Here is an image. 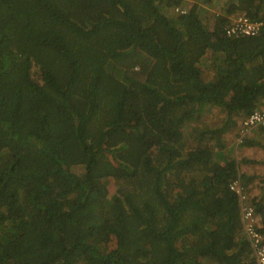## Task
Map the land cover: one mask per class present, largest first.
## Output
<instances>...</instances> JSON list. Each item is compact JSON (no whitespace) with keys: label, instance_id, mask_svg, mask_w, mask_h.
<instances>
[{"label":"trees","instance_id":"16d2710c","mask_svg":"<svg viewBox=\"0 0 264 264\" xmlns=\"http://www.w3.org/2000/svg\"><path fill=\"white\" fill-rule=\"evenodd\" d=\"M182 3L0 0V264H256L231 189L254 177L184 126L217 107L243 130L263 106L264 24L225 28L263 22L264 0L212 29ZM250 130L241 145L264 149Z\"/></svg>","mask_w":264,"mask_h":264},{"label":"rangeland","instance_id":"374dc122","mask_svg":"<svg viewBox=\"0 0 264 264\" xmlns=\"http://www.w3.org/2000/svg\"><path fill=\"white\" fill-rule=\"evenodd\" d=\"M195 3L200 5V14L203 23L207 25L209 29H212L215 17L217 15H224L231 0H183L181 7H183V9H189ZM173 11L180 12L178 8H175V10L173 9ZM208 55H210V53H208ZM204 59L205 63L208 59ZM206 65L210 67L208 69H203L204 67L202 66L204 75L208 78L212 77L216 71V65L210 60H208V64H204V66ZM39 71L40 70L35 69L33 72V76L36 79L41 77ZM238 120L240 121L239 114H237L235 120L232 121L228 120L226 113L221 109L219 110L217 107H207L202 112H199V114L193 115L185 124L186 144L188 147H194L198 144L212 146L215 150L224 152L225 160L231 159L237 161L239 163V170L242 173L245 172L254 177L250 187H247V191L244 190L246 196H249L250 201H252L253 197H262L264 194V149L258 146L251 147L241 145L244 137H250V139L258 137L260 131H246L244 128L243 130H239L241 126ZM223 128H225V130L221 133ZM201 130H208V134L201 142H197L198 134ZM219 137H221V139H219ZM223 142H225V146H223ZM224 163L225 161H223L222 164ZM108 185L110 187L109 198H111L116 192L115 184L109 179ZM110 246L111 244H108L107 248Z\"/></svg>","mask_w":264,"mask_h":264},{"label":"built area","instance_id":"2783aa9c","mask_svg":"<svg viewBox=\"0 0 264 264\" xmlns=\"http://www.w3.org/2000/svg\"><path fill=\"white\" fill-rule=\"evenodd\" d=\"M181 12H185V10L182 9ZM261 24H264V21H253L246 14L239 13L230 19L225 30L228 35L238 32L255 34ZM245 124V130L264 127V103L261 108L255 110L246 118ZM231 189L239 193L243 201L247 200L245 204H241L243 233L253 247V256L256 264H264V233L259 230L264 226V219L261 215H257L252 201H250L249 196H246L244 189L239 183H232Z\"/></svg>","mask_w":264,"mask_h":264},{"label":"clouds","instance_id":"9594fccd","mask_svg":"<svg viewBox=\"0 0 264 264\" xmlns=\"http://www.w3.org/2000/svg\"><path fill=\"white\" fill-rule=\"evenodd\" d=\"M243 231H244V229H243Z\"/></svg>","mask_w":264,"mask_h":264}]
</instances>
